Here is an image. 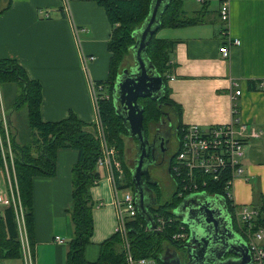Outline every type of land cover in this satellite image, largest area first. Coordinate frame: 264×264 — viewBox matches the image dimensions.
Returning a JSON list of instances; mask_svg holds the SVG:
<instances>
[{"label": "crops", "instance_id": "crops-1", "mask_svg": "<svg viewBox=\"0 0 264 264\" xmlns=\"http://www.w3.org/2000/svg\"><path fill=\"white\" fill-rule=\"evenodd\" d=\"M216 1V8H207V22L164 27L158 37L176 41L169 73L174 79L168 80V86L170 97L181 107L177 118L181 125L208 128L233 118L246 124L244 176L234 180L233 199L239 205L250 204L251 179L258 180L264 196V0H227L226 23L219 18L221 0ZM200 9L190 11L183 6L186 15ZM0 10V57L16 59L30 78L41 83L42 119L58 121L73 111L81 120L96 122L88 77L99 82L108 74L111 27L104 9L92 0H0ZM73 26L84 29L77 34L82 51L95 57L87 64V75ZM227 37L238 39L239 44H228V55L223 56L219 49ZM235 90L241 92L232 97ZM13 128L17 140L19 131ZM252 128L260 135L247 136ZM254 139L262 142L253 144ZM77 158L76 150L59 149L55 174L33 179V264H67L73 228L66 208L71 202V167ZM97 171L100 179L90 189L94 229L84 248L89 262L98 258L100 243L117 226L115 186L105 168L97 167ZM3 186L0 172V189ZM56 236L64 241L56 242ZM0 264H24V260L0 258Z\"/></svg>", "mask_w": 264, "mask_h": 264}, {"label": "trees", "instance_id": "trees-1", "mask_svg": "<svg viewBox=\"0 0 264 264\" xmlns=\"http://www.w3.org/2000/svg\"><path fill=\"white\" fill-rule=\"evenodd\" d=\"M92 1L104 9L111 27L107 40V49L110 53L107 78L97 82L103 85L105 92V94H99L97 100L98 118L108 146L116 150L120 159L124 148V137L129 136V132L123 119L116 112L113 88L116 77L121 72L120 65L123 58L128 53L132 54L131 47L136 41L134 31L148 16L152 0ZM209 1L203 0L202 8L195 11L193 15L187 16L183 10V0H170L161 13L159 26L150 37L145 49V57L153 65L155 73L161 76L163 87L159 99L149 97L138 99L143 108L144 128L161 121L166 112L174 115L177 128L182 126L179 119L177 120L181 107L170 97L168 86L171 55L176 41L158 37L156 33L164 27H182L207 22L205 5ZM1 83L19 87V92L13 94L9 101L12 111L23 107L27 111L29 128L27 141H17L12 133L10 139L17 182L16 191L21 203L30 248L33 244V179L37 176H53L56 171L57 151L68 148L76 150L78 158L71 167V202L66 208L73 228V237L67 244V264H129L128 254L133 260L146 258L162 264L161 253L164 241L175 246L179 250V257L181 258L182 254L186 259V250L183 247L186 242L174 238L175 235L188 232L186 226L182 227L181 219L174 214V210L181 201L174 190L169 199L149 209L156 223H159V217L162 218L163 224L160 230H149L137 210L135 216L125 222L128 248L125 247L120 232H114L110 238L100 243L98 258L92 262L87 261L84 257V248L91 242L94 229L92 216L94 202L90 189L100 179L96 161L101 154V145L96 122L81 120L73 111L58 121L43 120L40 112L42 85L38 80L30 78L16 59L0 57ZM2 165L0 153V168ZM122 166L123 162L122 176L118 178L117 172L115 173L116 186L118 189L130 188L134 193L132 168ZM224 201L226 205L229 204L225 196ZM250 204L259 209L255 227L264 226V196L261 190L252 189ZM22 257L15 208L10 205L0 213V258L22 260Z\"/></svg>", "mask_w": 264, "mask_h": 264}, {"label": "built area", "instance_id": "built-area-1", "mask_svg": "<svg viewBox=\"0 0 264 264\" xmlns=\"http://www.w3.org/2000/svg\"><path fill=\"white\" fill-rule=\"evenodd\" d=\"M218 13L222 22H228L229 6L227 0H221ZM43 14L45 17L48 16L47 12H43ZM73 30L79 48L80 61L87 75V64L95 57L82 51L77 34L84 29L73 26ZM222 33L226 34V30L224 29ZM228 44L238 45L239 40L227 37L226 42L219 49L223 56L228 55ZM168 78L170 80L174 79L172 76ZM88 83L98 117L97 100L99 94H105L103 85L92 81L89 77ZM240 92V90H235L232 97L239 95ZM96 125L101 144V154L96 161V166L106 169L108 177L115 186L113 201L117 220L115 232H120L124 239V245L128 248L125 222L132 219L137 212L134 193L130 188H117L115 173L117 172L118 178L122 176L121 164L117 158L116 150L106 144L99 118L96 120ZM11 133L13 134L10 118L6 114L3 100L1 101L0 98V153L3 162L0 172L4 179V186L0 189V206L3 209L10 205L14 206L24 264H33L21 203L16 191L17 182L14 172ZM260 133V131L252 128L247 136L256 137ZM177 134L178 150L171 164L170 174L175 183L177 196L180 200L189 194L196 193L222 200L225 196L229 201L226 207L233 229L245 242L250 252V263L264 264V226L255 227L259 209L252 204H236L233 199L234 180L244 173L242 159L246 152V124L240 122L237 118H233L228 123L215 124L208 128H201L198 124L182 125L177 128ZM120 192L122 194H119ZM3 209L0 210V213ZM158 221L159 223H156L153 230L161 229L163 220L159 217ZM181 225L185 228V225ZM188 237V232L174 236V238L181 239L182 242H187ZM54 240L58 243L64 241L58 236ZM127 260L129 264L135 262L130 254L127 255ZM146 261V258L136 260L138 264H145Z\"/></svg>", "mask_w": 264, "mask_h": 264}, {"label": "water", "instance_id": "water-1", "mask_svg": "<svg viewBox=\"0 0 264 264\" xmlns=\"http://www.w3.org/2000/svg\"><path fill=\"white\" fill-rule=\"evenodd\" d=\"M169 1L152 0L148 16L134 31L136 41L131 47L134 64L121 70L113 88L116 112L123 119L129 136L137 141V158L132 169L133 190L138 213L149 230L155 229L156 222L150 213L142 186V176L146 181L150 180L148 170L144 168L149 143L143 125V108L138 99L161 97L163 81L146 59L145 49L150 37L156 32L160 15ZM206 196L189 194L174 210V214L188 229V241L183 244L187 264H251L250 252L241 236L233 229L230 216L227 221L219 202ZM221 203L227 210L225 201L221 199ZM161 261L162 264H184L178 254L166 260L161 258Z\"/></svg>", "mask_w": 264, "mask_h": 264}, {"label": "rangeland", "instance_id": "rangeland-1", "mask_svg": "<svg viewBox=\"0 0 264 264\" xmlns=\"http://www.w3.org/2000/svg\"><path fill=\"white\" fill-rule=\"evenodd\" d=\"M216 5H217V1L216 0H212L211 2H209L205 6L207 8H209V9H214V8H216ZM183 6L186 9L191 11L193 9H200V8H202L203 5L200 4L199 2H197L196 0H183ZM191 15H193V14H187V16H191ZM47 17H45V18H47ZM214 20H215V18H214ZM216 22H219V21H216ZM163 30H164V28H162V29L160 28L157 31L156 36H161V33H162ZM78 36L80 37L81 35L79 34ZM133 63H134L133 54L128 53L123 58L120 66H122V69L123 68H129ZM15 86L16 85H14V84L1 83L0 84V98H1V101L3 100V106H4V109L6 111V114L9 115L10 121L13 124V125H11L12 130H14L13 127H15L19 131V136H17V141L26 142L27 138H28V135H29V128H28V125H27V111H26V108L23 107V108H20V109H18L16 111H12V109L9 106V101L11 100L13 94L19 92V87H15ZM94 112L95 111L93 110V116H95V118H97V115H96V113L94 114ZM174 112H175V110H174ZM93 122H95V121H93ZM155 124H150L148 126L149 127V131L150 130L152 131L151 125H155ZM102 129H103V127H102ZM103 134H104V132H103ZM16 135H17V133H16ZM257 142H262V140L261 139H254L252 141L253 144H255ZM106 144H107V142H106ZM136 144L137 143H136V140L134 138H132L130 136L124 137V148H123V153L121 154V158H120L121 160L117 157L121 165H122V162H123V166L122 167H124V168L127 167V168H132V169L134 168L135 162H136V158H137L136 157V155H137ZM174 145L175 146H173V149L176 147V144H174ZM175 150H176V148H175ZM99 171L102 172L101 169H99ZM122 172H123V168H122ZM243 176H244V174L241 175L240 177H243ZM158 178H159L160 185L162 187V192H163V197H161V199L167 200V199L170 198V196L172 195V193L175 190V183L172 180V178H171V176L169 175L168 172H163ZM249 183H251L253 185V188L261 189L260 188V183L258 182V180H252L251 179L249 181ZM244 192H246V187H245ZM119 194H122V192H120ZM200 196H202V195H200ZM206 197H208L209 199H213V200H216L217 202H219V204L221 206V209H222V214L226 217V219L228 221V219H229V215L228 214L229 213L224 208L223 204L221 203V199L220 198H214L212 196H206ZM178 253H179V250L175 246L171 245L168 241H164L163 242V250H162V253H161V258L163 260L169 259L174 254H178ZM184 257L185 256H183L181 254V259L183 260L184 264H187V259H185ZM134 264H138L136 262V260H135ZM145 264H159V263H156L155 261H153L151 259H147Z\"/></svg>", "mask_w": 264, "mask_h": 264}, {"label": "flooded vegetation", "instance_id": "flooded-vegetation-1", "mask_svg": "<svg viewBox=\"0 0 264 264\" xmlns=\"http://www.w3.org/2000/svg\"><path fill=\"white\" fill-rule=\"evenodd\" d=\"M151 129L152 131H149V127L145 128L149 144L144 158V168L148 170L150 180L146 181L142 176L143 191L146 193L149 209L156 207L163 200L161 199L163 197L162 187L158 177L163 172L171 174V164L178 150L177 122L173 114L166 112L161 121L151 125ZM174 144H176V150L173 149Z\"/></svg>", "mask_w": 264, "mask_h": 264}]
</instances>
